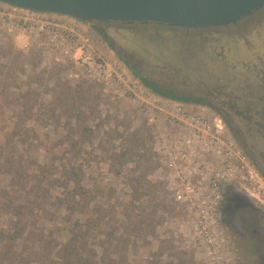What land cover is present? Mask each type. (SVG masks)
<instances>
[{
  "label": "rangeland",
  "instance_id": "obj_1",
  "mask_svg": "<svg viewBox=\"0 0 264 264\" xmlns=\"http://www.w3.org/2000/svg\"><path fill=\"white\" fill-rule=\"evenodd\" d=\"M62 25L59 37L0 22V264H56L80 230L90 264H253L247 240H231L222 225L220 200L241 195L264 218V203L243 187L264 200L261 169L223 121L258 182L222 181L216 194L207 180L213 160L163 165L155 136L170 127L168 98L133 71L175 95L205 96L212 108L181 103L211 116L221 118L214 108L222 94L264 109V98L254 101L264 97V6L202 30L68 18ZM76 183L89 205L68 210L64 196ZM17 205L32 216L24 227L14 224Z\"/></svg>",
  "mask_w": 264,
  "mask_h": 264
},
{
  "label": "built area",
  "instance_id": "obj_2",
  "mask_svg": "<svg viewBox=\"0 0 264 264\" xmlns=\"http://www.w3.org/2000/svg\"><path fill=\"white\" fill-rule=\"evenodd\" d=\"M65 18L75 19L0 2V22L7 26L9 31L14 29L34 34L55 31L53 35L61 37V31L66 29L62 25ZM165 107L168 110L165 111L164 121H167L170 127L163 131L159 129L155 136V146L157 151L161 152L160 160H163V165L177 169L190 166L195 159L199 162L200 157L213 160L216 164L207 180L216 194L222 181L258 182V174L246 160L242 150L228 136L221 118L211 116L203 109H189L180 101L169 98L165 101ZM177 177L183 185L186 177ZM201 179L204 180L205 177L201 176ZM243 187L247 194L264 203L249 187ZM190 192H193V189H190ZM175 196L178 199L183 197L180 190H176Z\"/></svg>",
  "mask_w": 264,
  "mask_h": 264
},
{
  "label": "water",
  "instance_id": "obj_3",
  "mask_svg": "<svg viewBox=\"0 0 264 264\" xmlns=\"http://www.w3.org/2000/svg\"><path fill=\"white\" fill-rule=\"evenodd\" d=\"M38 12L85 22L155 23L183 28L236 23L264 6V0H0Z\"/></svg>",
  "mask_w": 264,
  "mask_h": 264
},
{
  "label": "flooded vegetation",
  "instance_id": "obj_4",
  "mask_svg": "<svg viewBox=\"0 0 264 264\" xmlns=\"http://www.w3.org/2000/svg\"><path fill=\"white\" fill-rule=\"evenodd\" d=\"M207 28L214 27L183 29L202 30ZM166 91L170 90L166 89ZM204 93L207 95L209 94L208 91ZM230 97L231 96L228 94H222L219 103L220 106L215 107L214 111L222 118V121L227 124L230 130H227L228 133L230 132L237 140L243 143L251 162L254 166L261 169L264 176V145L263 148H261V145L264 144V109L248 102L249 100L246 102H239ZM262 98L264 97L256 96V100L254 101L259 103ZM195 99L202 100L206 103V106L212 108L209 104V100H207L205 96H200ZM240 122H242L244 128L239 125ZM229 197L230 200H228ZM220 208L227 209L225 212L223 211L220 213V219L230 239L239 242L243 240L246 242L247 240V245L249 246L248 250L255 256V262L253 264H264V218L261 212L243 196L231 192L221 198ZM249 264H251V262Z\"/></svg>",
  "mask_w": 264,
  "mask_h": 264
},
{
  "label": "trees",
  "instance_id": "obj_5",
  "mask_svg": "<svg viewBox=\"0 0 264 264\" xmlns=\"http://www.w3.org/2000/svg\"><path fill=\"white\" fill-rule=\"evenodd\" d=\"M100 35L103 37V39L110 44L111 42L101 32H99ZM126 66L128 64L124 62ZM133 71V70H132ZM133 74L142 82V84L147 87L152 92L180 102H186V103H197V104H203L206 105L205 102L199 99L185 97L181 95H175L174 93L170 91L163 90L161 88H158L155 86L151 81H149L146 77L138 74L137 72L133 71ZM88 191L83 188V186L79 183H76L75 188L70 191V193L66 196H64V203L67 206L68 210H73L74 207H79L84 203V201L88 202ZM27 206L30 208V203H26ZM89 205V202H88ZM30 211V210H29ZM25 210V206L17 205L16 208H14V224L17 227H24L28 222L31 221V214L30 212ZM28 212V213H27ZM85 231V230H84ZM85 232L81 233V230L78 231L77 236L73 238V240L68 239L66 244L59 248L58 254H56L57 262L56 264H90V257L88 255H84L81 250V246L77 244V242H81V244L85 245ZM77 244V245H76Z\"/></svg>",
  "mask_w": 264,
  "mask_h": 264
}]
</instances>
